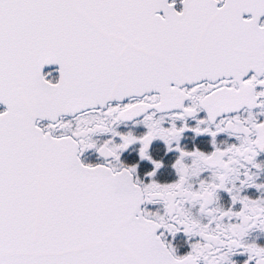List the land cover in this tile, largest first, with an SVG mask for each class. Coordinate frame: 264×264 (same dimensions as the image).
Instances as JSON below:
<instances>
[{
  "label": "snow or ice",
  "instance_id": "snow-or-ice-1",
  "mask_svg": "<svg viewBox=\"0 0 264 264\" xmlns=\"http://www.w3.org/2000/svg\"><path fill=\"white\" fill-rule=\"evenodd\" d=\"M0 264H264V0H0Z\"/></svg>",
  "mask_w": 264,
  "mask_h": 264
}]
</instances>
